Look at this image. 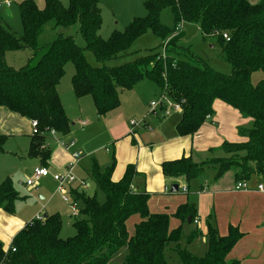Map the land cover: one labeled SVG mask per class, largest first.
Returning a JSON list of instances; mask_svg holds the SVG:
<instances>
[{
    "label": "trees",
    "instance_id": "obj_1",
    "mask_svg": "<svg viewBox=\"0 0 264 264\" xmlns=\"http://www.w3.org/2000/svg\"><path fill=\"white\" fill-rule=\"evenodd\" d=\"M143 6V17H133L107 38L100 35L99 0H69L67 6L59 0H43L41 8L32 0H24L18 5L20 36L0 23V106L36 121L27 154L38 157L39 166L47 168L51 154L46 144L48 132L53 130L57 139L70 133L73 123L57 91L70 62L74 68L71 90L77 99L92 98L97 117L116 109L121 92L146 77L173 102L183 99L175 125L177 136H192L213 114L215 100L250 118L248 127H237L244 140L221 142L222 156L194 160L189 154L163 161L160 167L165 178H182L188 184L211 167L214 181L231 171L235 182L258 176L264 183V77L256 84L250 80L253 71L264 73V0L255 4L248 0H143ZM164 8L173 15L172 29L160 21ZM49 23L62 28L77 23L84 47L62 32L40 44L39 36ZM184 23L198 24L204 40L215 39L220 56L231 66L230 74L215 71L194 54L183 52L184 47L178 44L182 31L174 33ZM146 30L162 40L174 34L163 55L152 52L109 67L92 66L85 59L84 52L89 50L100 63L113 60ZM23 49L33 55L41 51L35 64L14 67L6 62V52ZM5 140L0 134V151ZM113 168L112 157L110 165L100 169L93 163L86 172V178L104 194L102 202L84 189L69 188L68 195L78 209L72 221L74 235L60 237L62 221L57 213L33 218L12 237L7 248L0 242V264H112L115 258V264H227L228 253L243 236L236 226L229 225L227 234L220 235L206 222L204 232L195 226L184 234L183 227L196 218L193 202L178 205L171 214L151 212L149 194L134 185V165L128 164L118 180L111 178ZM20 198L9 178L0 182V210L13 215ZM131 215H138L139 220L129 234L126 220ZM172 217L178 224L170 229ZM201 237L206 248L202 255H196L188 246Z\"/></svg>",
    "mask_w": 264,
    "mask_h": 264
},
{
    "label": "rangeland",
    "instance_id": "obj_2",
    "mask_svg": "<svg viewBox=\"0 0 264 264\" xmlns=\"http://www.w3.org/2000/svg\"><path fill=\"white\" fill-rule=\"evenodd\" d=\"M22 1L24 0H0V4H5L6 2L11 4L8 9L0 8V23L6 24L17 36H20L23 32L18 9V5ZM32 1L39 8L43 6V0ZM59 1L63 6H67L69 2V0ZM100 2L102 15V29L100 35L102 38H107L113 29L122 30L132 17H143L145 15L143 0H100ZM160 21L169 29L174 27L173 15L169 8L161 10ZM181 31L182 36L178 44L184 47V53L188 52L194 54L201 63H204L215 71L226 75L231 73V66L220 56V48L216 44L215 39L209 37L204 40L198 24L184 23ZM58 32H62L65 35H72L77 45L84 47L85 43L78 32L77 23L68 28L54 27L50 23L45 25L39 36V43L43 44L52 41ZM176 33H179V31H175L174 34ZM174 34L166 36L165 39L162 40L150 30H146L130 45L125 53L113 60L100 63L89 50H85L84 52L85 59L92 66L109 67L124 64L152 52H161L163 55L165 52L164 42ZM40 54L41 51L33 55L29 49L8 51L5 54V60L14 67H20L27 63L33 65L36 63ZM73 72L74 68L72 63H67L65 73L58 83L57 91L59 95H61L66 115L74 125L71 127L70 134L67 137H63L59 141L53 140V138H48L46 140L51 150L48 163L53 167L47 166L49 171L47 177L35 178L33 176L34 169L38 167L39 163L36 156L27 154L30 135L33 132L31 121L19 115L17 116V121L13 125L6 122L3 118H0V134L6 137L3 150L0 151V182L5 178H9L12 181L14 189L21 197L15 202V214L25 217L26 222H29L36 216L57 213L62 221L60 229V237L62 238L72 236L75 233L74 227L72 226L74 217L72 216V209L70 208L71 200L69 195H67L70 187L78 188V186H80L89 195H95L99 202L104 201V194L86 178V171L91 168L93 163L100 169H103L105 166L111 164L112 156H114L115 160L116 156L112 149V144L108 140L111 133L110 127L115 124V121L111 120L116 117H121L126 123L130 122V120H134L138 123L144 122L143 125L136 126V130L138 131L144 126L153 130L157 127L159 121L179 118L178 112H173L169 114V116L160 117V120L152 117L149 103L157 100L161 92L157 84L146 77L134 83L129 90L121 92L120 104L116 109L103 117H97L93 100L89 95L79 99L74 96L70 82ZM262 77H264V73L260 70L253 71L250 76L251 83L256 84ZM237 113L240 118L247 120L242 124H240L241 122L238 123L237 127H248L250 118L242 116L238 111ZM83 121L85 122L84 125H82ZM235 121L236 119L234 120L233 118H231L230 121L229 119L226 120L223 133L226 138H224V140L241 141L245 139L244 136L237 132V127L234 128ZM133 130L135 132V127ZM144 130L147 132L146 129ZM71 142L73 143L72 146H70ZM210 148L213 149L212 152L209 150L202 151L196 149L193 158L196 160H203L210 156L223 155L220 144H213ZM72 153L80 154L81 160L73 170L72 174L74 181L69 185H65L64 189L60 191L58 190L59 183L53 179L52 175L65 171L66 163L69 161ZM211 170V167L206 168L205 174L201 178L191 180L188 183L190 188L188 194V198H190L189 201H192L191 198L194 199L195 196L199 195V190L197 188L199 183H202L204 180L211 181ZM29 178L33 180L32 185H26L25 183ZM81 182H84V184H81ZM251 183L256 184V180L252 179ZM83 189L79 190L83 191ZM64 195H67L68 202L63 200ZM200 200L201 202H209V196L206 195ZM230 200L229 203L222 205V209L225 212H230L227 214L219 212V214L224 218L229 217L235 220L240 217L244 221H248V226L245 229L239 222L231 224L232 226H236L239 231L243 232L242 238L235 245L236 250L245 256L244 263L249 260L251 262H261L264 264V217L251 225L252 221L254 222L256 218L252 217L250 212L242 211L241 206H238L240 201L235 199ZM194 205L198 211V203L195 202ZM33 210H35V214L33 212V215H30L29 213ZM212 212L211 210V213ZM221 216L217 218L216 215L212 213L208 221L210 225L216 227L219 234H227L229 224L226 223ZM136 222L135 216H130L127 220L126 225L131 234L134 232ZM172 223L173 219H170V224L172 225ZM195 226V224L189 225V228L184 226L183 233L187 234L189 229ZM196 227L202 230L205 227V221L201 219L199 225ZM188 248L196 255H202L206 245L204 241L199 238L198 241L190 244ZM236 260L238 264H240V260ZM170 261L173 260L170 259ZM232 261V259L227 257V264H230ZM117 262V258L111 261L112 264Z\"/></svg>",
    "mask_w": 264,
    "mask_h": 264
},
{
    "label": "crops",
    "instance_id": "obj_3",
    "mask_svg": "<svg viewBox=\"0 0 264 264\" xmlns=\"http://www.w3.org/2000/svg\"><path fill=\"white\" fill-rule=\"evenodd\" d=\"M248 1L251 4H255L259 0H248ZM10 6L11 4L9 5L0 4V8L8 9L10 8ZM100 7H101V2H100ZM101 29H102V25H101ZM59 96H60V101L62 103L61 95ZM212 108H213V114L210 115L204 121V123L200 126V128L192 136H183V137L177 136L175 132V125L179 120V118L174 120L159 121L157 127L154 128L153 130H151V128L144 126L142 128L140 127L141 130L137 131L136 130L137 127H135V132L133 134L129 132L130 130L129 122L126 123L121 119V117L113 118L111 121H115V124H113L110 127L111 133L109 135L110 138L108 139L112 144V149L114 150L116 156L114 160V168L112 171L111 178L112 180H118L123 175L126 166L128 164H133L137 172V175L134 178V185L136 186V188H139L149 194L148 208L151 212H165L171 214L175 211L178 205L186 201L193 202L194 204L195 202H197L198 211L197 208L195 207L196 208L195 219L197 220V223H193L192 225L195 224L196 226H198L200 220L202 219L205 221V227H206V222L209 223L208 219L211 218L212 213H214L217 218L221 216L219 212L227 214L230 211L225 212L222 209L223 208L222 205L225 203H229L231 201L230 199H235L240 201L238 206H241L243 212H250L252 217L256 218L254 222L252 221L251 223L252 225L255 222L259 221L262 217H264V193L255 190L257 184L261 183V180L258 176H252L248 181H246L249 190L235 189L236 182L233 179L232 172L225 173L222 177H220L218 180L215 181L204 180L202 183H199L197 185V188L199 190V195L195 196L194 199L191 198L192 201H189L190 199L188 198V194L190 191L189 184H186L182 178H177V179L165 178L162 175L160 165L163 161L173 160L189 154H192V157H194L196 149L207 151L208 148L213 146V144H221V142L224 141V138H226L223 133H224L225 122L227 119H229V121L231 120V118H233L234 120L236 119L234 128L237 127L238 123L241 122L240 124H242L247 121L245 119L240 118L236 110H232L233 109L232 107L226 105L220 100H215L212 104ZM173 112H177V111H173ZM177 114H179V112ZM151 115L152 117L158 120L161 119L160 117H164V115H161L159 112L154 113L153 111ZM17 116L19 115L0 106V118H3L4 120H6V122H9L10 124L14 125L18 119ZM28 121L30 120L28 119ZM144 129H146L147 132H145ZM47 135H48L47 139L53 138V140L57 141L56 134L48 133ZM112 157L114 159V156ZM37 160L39 163L38 157ZM48 165L51 166V164L49 163ZM35 178H41V177H35ZM252 179L256 180V184L251 183ZM173 184L178 185L177 191L170 190ZM184 185L187 187L186 191L182 190V186ZM79 189H83V188L78 186V190ZM206 195L209 196V202L206 201L201 202L200 199ZM211 210L213 211L212 213ZM33 212L35 214V210L30 212L29 214L33 215ZM44 215L45 214H43V216ZM131 216H135V220H137L138 222L139 220L138 215L137 216L131 215ZM221 217L224 218L223 216ZM171 219H173V223L171 225L169 222L170 229L174 228L178 224V220L176 218L172 217ZM127 220H126V224H127ZM224 220L229 225L234 224V222H239L243 225L244 229L247 228L248 226V221H244L240 217H238L235 220L226 217L224 218ZM26 223L27 222L25 217L18 216L15 214V212L13 215H10L0 210V242L3 243L5 248L9 246L12 237L20 229H22ZM185 227L189 228V225H185ZM205 227L202 230L201 229L200 230L204 232ZM127 231L129 234H131L128 228ZM220 235H224V234H220ZM201 239L205 243V239L202 237ZM235 245L228 253L227 257H229L232 260H236V259L240 260V264H262L261 262H254V261L251 262L249 260L244 263L245 256L236 250Z\"/></svg>",
    "mask_w": 264,
    "mask_h": 264
},
{
    "label": "built area",
    "instance_id": "obj_4",
    "mask_svg": "<svg viewBox=\"0 0 264 264\" xmlns=\"http://www.w3.org/2000/svg\"><path fill=\"white\" fill-rule=\"evenodd\" d=\"M6 5H9V2L5 3ZM181 30V25L179 24L176 28V31H180ZM223 38H225L226 40H228V37L223 34ZM168 40V39H167ZM167 40L164 42V46L167 43ZM183 102V99H180L178 102H173L164 92H161L160 97L155 100V101H151L149 103L150 105V110L155 112H159L161 115H168L169 113L173 112V111H177L179 112L181 110V103ZM85 122H82V125H84ZM131 129H130V133L133 134L134 132V127L138 126V125H143L144 122L138 123L134 120H130L129 122ZM31 125L33 128V132H36V127H37V123L36 121H31ZM49 134H55L53 130H50L48 132ZM60 139H57V141H59ZM73 143H70V146H72ZM81 158V155L78 153H72L70 155V159L67 162L65 171L63 173H59V174H53L52 177L55 181H57L59 183L58 185V190L62 191L64 189L65 185L71 184L74 181V177H73V170L75 169L76 165L78 164L79 160ZM49 175V171L47 168L45 167H37L34 169L33 172V176L34 177H45ZM33 182V180H31L30 178L26 180V185H31ZM81 184H84V182H81ZM235 189L236 190H249L248 188V184L246 183V181H238L235 184ZM182 190L186 191L187 187L184 185L182 186ZM257 191H260L262 193H264V183H259L256 186ZM68 195V194H67ZM67 195L63 196V200L65 202H68V198ZM71 200V199H70ZM70 208L72 209V216H77L78 214V209H77V204L71 200V204H70ZM35 218L40 219V216H36ZM193 223H197V220L194 219ZM14 250V249H13Z\"/></svg>",
    "mask_w": 264,
    "mask_h": 264
},
{
    "label": "water",
    "instance_id": "obj_5",
    "mask_svg": "<svg viewBox=\"0 0 264 264\" xmlns=\"http://www.w3.org/2000/svg\"><path fill=\"white\" fill-rule=\"evenodd\" d=\"M170 190H171V191H177V190H178V185H177V184H173V185L171 186V189H170ZM187 221L189 222L190 219L188 218Z\"/></svg>",
    "mask_w": 264,
    "mask_h": 264
}]
</instances>
